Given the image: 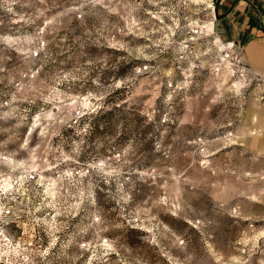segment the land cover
Segmentation results:
<instances>
[{
    "label": "rangeland",
    "instance_id": "374dc122",
    "mask_svg": "<svg viewBox=\"0 0 264 264\" xmlns=\"http://www.w3.org/2000/svg\"><path fill=\"white\" fill-rule=\"evenodd\" d=\"M215 8L0 0V264H264L263 201L236 176L264 83L228 64ZM122 85L146 134L63 138Z\"/></svg>",
    "mask_w": 264,
    "mask_h": 264
},
{
    "label": "crops",
    "instance_id": "0c3cea01",
    "mask_svg": "<svg viewBox=\"0 0 264 264\" xmlns=\"http://www.w3.org/2000/svg\"><path fill=\"white\" fill-rule=\"evenodd\" d=\"M216 19L212 24L213 33L221 40L234 43L241 49L242 59L264 79V0H216ZM221 43L223 45H221ZM251 98V106L244 117V125L240 128V137L247 154L252 160L240 162L236 167V176H246L253 182L252 198L262 199L264 218V99L259 101V91ZM246 135V140L243 135ZM259 178V181H255ZM243 190H237L242 193Z\"/></svg>",
    "mask_w": 264,
    "mask_h": 264
},
{
    "label": "trees",
    "instance_id": "16d2710c",
    "mask_svg": "<svg viewBox=\"0 0 264 264\" xmlns=\"http://www.w3.org/2000/svg\"><path fill=\"white\" fill-rule=\"evenodd\" d=\"M121 69H118L116 76L123 77ZM127 86H121L112 89L105 97L102 98L103 104L98 109L86 111L78 119L68 123L62 130L63 138H68L70 134L78 136V133L85 131V137L93 141L107 142L109 137L115 139L116 145L120 146L124 138L129 136V133L135 134L140 128H144L143 133L146 134L153 126V122H148V118L140 110L137 104H129L128 101H119L125 99L124 92ZM84 122H88V128L83 127V131H78V126H83ZM141 132V131H140Z\"/></svg>",
    "mask_w": 264,
    "mask_h": 264
},
{
    "label": "built area",
    "instance_id": "2783aa9c",
    "mask_svg": "<svg viewBox=\"0 0 264 264\" xmlns=\"http://www.w3.org/2000/svg\"><path fill=\"white\" fill-rule=\"evenodd\" d=\"M228 52L227 58L232 66L233 70H237L239 75L243 77V79L251 78V80L258 81V85L264 83V79L258 75L253 69L242 59L241 49L237 47L234 43H228ZM236 73V72H235Z\"/></svg>",
    "mask_w": 264,
    "mask_h": 264
},
{
    "label": "bare ground",
    "instance_id": "6f19581e",
    "mask_svg": "<svg viewBox=\"0 0 264 264\" xmlns=\"http://www.w3.org/2000/svg\"><path fill=\"white\" fill-rule=\"evenodd\" d=\"M226 48H228V45H224L223 49H226ZM224 60H226V59H224ZM228 64H230V63H228Z\"/></svg>",
    "mask_w": 264,
    "mask_h": 264
}]
</instances>
